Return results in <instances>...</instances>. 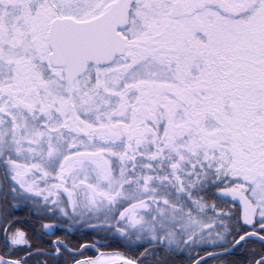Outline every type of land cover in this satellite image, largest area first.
I'll return each instance as SVG.
<instances>
[{"label":"snow or ice","instance_id":"1","mask_svg":"<svg viewBox=\"0 0 264 264\" xmlns=\"http://www.w3.org/2000/svg\"><path fill=\"white\" fill-rule=\"evenodd\" d=\"M0 264H264V0H0Z\"/></svg>","mask_w":264,"mask_h":264}]
</instances>
